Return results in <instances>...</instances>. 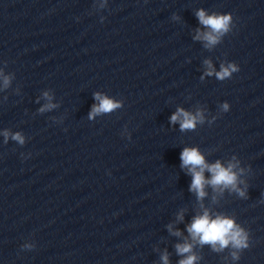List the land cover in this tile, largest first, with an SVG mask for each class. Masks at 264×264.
<instances>
[{
  "label": "clouds",
  "instance_id": "1",
  "mask_svg": "<svg viewBox=\"0 0 264 264\" xmlns=\"http://www.w3.org/2000/svg\"><path fill=\"white\" fill-rule=\"evenodd\" d=\"M106 3V0H105ZM103 7V4L101 5ZM200 25L205 31L196 30L195 40L203 41L206 48L211 49L222 42L225 35L232 31L233 16L231 13L208 14L204 9H199L195 13ZM175 18V17H174ZM207 69L205 76L215 75L216 79L223 81L231 78L233 73L238 72L239 66L232 63H221L220 70L216 71L211 61H205ZM3 87L10 86L11 77L3 76ZM203 78V77H202ZM44 97L51 101L52 97L48 92H45ZM94 99L98 102L93 104L88 118L94 119L97 115L109 114L122 107V102L110 98L100 92L94 93ZM56 105L51 102L45 104L40 111H48L55 108ZM221 111L227 112L230 109L228 102H224L221 106ZM170 123L179 124L180 130L189 131L195 130L197 124L204 123V115L201 111L192 114L183 108H178L170 117ZM4 142L7 143L11 138L19 145L25 144V137L20 133H10L8 130L3 132ZM23 155V154H22ZM181 168L187 169L188 174L192 177L189 190L197 195L198 200H203L207 195L206 187H211L214 191L223 193L224 191L235 192L239 197L247 199V185L241 188L239 185L245 182L239 179L244 173L243 168H238L239 161H230L227 166L217 160L215 163H208L204 155L196 147H185L180 153ZM238 169V170H237ZM205 172L210 176L206 177ZM179 220H183V214L178 215ZM169 231L173 235L180 236L182 233L179 230L172 231V226L169 225ZM186 230L191 238V242L185 240L184 243L175 245L177 255L184 257L178 261V264H196L199 257L194 253L193 248L196 244L201 247L209 245L214 252H222L226 248H231V258L234 262L240 259L243 250L250 246V236L247 229L238 224L234 217H229L223 214L211 215L208 209H205L202 214L196 215L191 223L187 225ZM26 249L34 248L32 244L24 245ZM162 264H169V256L167 251L161 255Z\"/></svg>",
  "mask_w": 264,
  "mask_h": 264
}]
</instances>
